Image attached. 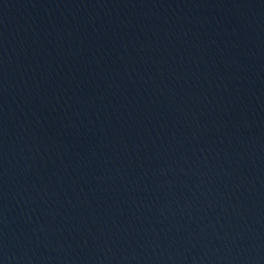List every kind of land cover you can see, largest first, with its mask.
I'll list each match as a JSON object with an SVG mask.
<instances>
[{
  "label": "water",
  "instance_id": "water-1",
  "mask_svg": "<svg viewBox=\"0 0 264 264\" xmlns=\"http://www.w3.org/2000/svg\"><path fill=\"white\" fill-rule=\"evenodd\" d=\"M0 264H264V0H0Z\"/></svg>",
  "mask_w": 264,
  "mask_h": 264
}]
</instances>
